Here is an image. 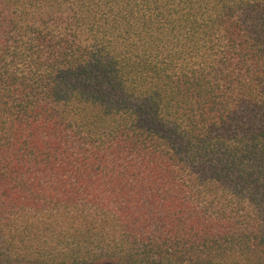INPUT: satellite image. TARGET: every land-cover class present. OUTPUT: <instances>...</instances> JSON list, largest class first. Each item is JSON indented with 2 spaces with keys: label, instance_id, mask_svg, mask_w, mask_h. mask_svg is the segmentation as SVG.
I'll list each match as a JSON object with an SVG mask.
<instances>
[{
  "label": "trees",
  "instance_id": "obj_1",
  "mask_svg": "<svg viewBox=\"0 0 264 264\" xmlns=\"http://www.w3.org/2000/svg\"><path fill=\"white\" fill-rule=\"evenodd\" d=\"M0 264H264V0H0Z\"/></svg>",
  "mask_w": 264,
  "mask_h": 264
}]
</instances>
